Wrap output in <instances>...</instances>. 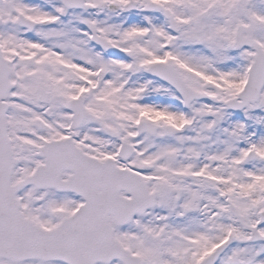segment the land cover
<instances>
[{
	"label": "snow or ice",
	"instance_id": "obj_1",
	"mask_svg": "<svg viewBox=\"0 0 264 264\" xmlns=\"http://www.w3.org/2000/svg\"><path fill=\"white\" fill-rule=\"evenodd\" d=\"M0 264H264V0H0Z\"/></svg>",
	"mask_w": 264,
	"mask_h": 264
}]
</instances>
